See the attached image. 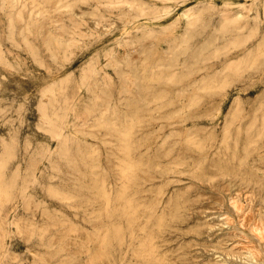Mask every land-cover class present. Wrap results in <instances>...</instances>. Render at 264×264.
I'll use <instances>...</instances> for the list:
<instances>
[{
	"label": "rangeland",
	"instance_id": "374dc122",
	"mask_svg": "<svg viewBox=\"0 0 264 264\" xmlns=\"http://www.w3.org/2000/svg\"><path fill=\"white\" fill-rule=\"evenodd\" d=\"M263 1L0 2V155L10 153L0 159V192L6 194L0 198V264H41L42 255L46 264H94L95 246L82 242L105 221L96 216L93 177L113 197L126 189L142 215L155 220L174 213L162 228L152 226L155 252L166 264H253L217 248L232 228L257 241L238 224L230 203L237 197L245 201L246 191L213 190L190 179L185 141L194 131L219 144L226 118L231 138L240 140L238 156L246 131L255 138L264 120ZM237 2L252 4V19L216 30L227 6ZM182 11L194 13L192 25L184 24ZM51 89L63 92L58 104L43 102ZM40 104L57 127L42 123ZM125 129L133 169L123 180L122 142L115 130ZM260 138L255 143L261 156L250 155L242 165L249 171L254 161L262 169L254 198L264 203V135ZM190 186L208 196L201 203L212 207L210 217L224 214L232 226L190 232L202 216L190 214ZM43 230L50 241L45 246L36 238ZM120 242L114 264H146L132 255L136 243L130 245L127 237Z\"/></svg>",
	"mask_w": 264,
	"mask_h": 264
},
{
	"label": "bare ground",
	"instance_id": "6f19581e",
	"mask_svg": "<svg viewBox=\"0 0 264 264\" xmlns=\"http://www.w3.org/2000/svg\"><path fill=\"white\" fill-rule=\"evenodd\" d=\"M13 1L14 0H0L1 3L7 4L9 2L13 3ZM69 9L73 10L74 8L69 7ZM252 10V4L245 5L241 2L229 4L227 6V13L219 20L216 30H220L221 28L227 26L239 27L243 24H246L248 19L251 18L250 16H252L251 13H254ZM76 14H79V12L76 11ZM181 19L184 21L186 26H189L195 22V15L192 12L182 11ZM88 22L94 27H99V21L95 17H89ZM252 25H254V22ZM120 59L121 58L119 56L117 60ZM0 61L4 62L3 56L1 54ZM114 61L116 62V59H113V62ZM62 96L63 92L60 89H51L46 94L43 102L48 103L49 101H53L54 103L58 104V102L63 100ZM235 109L236 106L233 108V112L230 114L229 120L234 117L236 113ZM37 110L42 117L41 121L44 125H52V127L56 125L58 126L57 122L52 121L51 123L49 120L50 116L46 112L45 104H40L37 107ZM51 116L55 119H58V116L56 115ZM255 122L256 120L253 119V124L251 123L252 126L255 124ZM123 125L125 126L127 123H123ZM230 125H232V122H227L226 118L222 129V138L219 139V144L215 137L208 138L207 136L205 138H198L194 131L187 133L185 146L189 153L185 171L190 179L200 181L209 189L223 191L229 189V187H233L235 194H240L242 190L246 191L247 197L245 196V201L240 200L237 197L236 199L231 198L230 203L234 205L235 210L238 213V224L241 227L247 229L249 232H252L257 238V241L247 238L244 234L232 228L230 231L225 232V234L221 237V240H219L217 243V248L220 250L221 254L226 257L246 260L253 264H264V203L260 199L255 200L254 198V188L257 185H260V182H255V177L263 171H261L262 169L260 168H255V165H253L254 161L249 162V164L252 165V169L249 171H246L245 167L242 165L246 158L250 155L252 156L251 158H259L261 156L260 148L255 142L257 141L256 139L259 140V138L264 135V120L262 121L261 127L255 130V138H251V135L248 134L250 132L249 130L246 131L244 137L245 143L240 156L237 155L238 143L240 140L238 135L234 138H231L229 128ZM251 128L252 127L249 129ZM129 131L130 129L115 130V132L119 135V140L122 142L121 151L124 156V161L123 167L120 170V177L123 180L127 179L130 171L133 169L131 159L129 157V151L132 148L129 142ZM51 134L53 138L58 140L57 135H55L53 131ZM261 140L262 138H260V141ZM248 146H250L249 151L247 150ZM63 149V147H59L57 149L56 153L60 157L63 156ZM46 155L47 154H43L41 157H47ZM87 155L91 160H93L92 154L89 153ZM195 155L197 156L196 158ZM3 157H10L8 150L0 155L1 160ZM89 174L92 175V173ZM90 179V188L96 197L95 201H98L96 216L99 218V220L105 217L104 225L101 229L94 233L83 236L82 242L85 243V245L88 246L90 244L95 246L92 257L93 263L114 264L116 257V252L114 253V246L116 244V247H118V245L121 243L120 241L127 237L130 245L136 243V247L132 250V255L142 258L146 264H166L165 258L159 257L155 252V247L153 246L155 237L153 236L152 228H162L165 225L164 222L166 221V217L171 219L174 216V213L161 215L154 220L148 215H142L135 209L131 203V200L126 195V189L123 188L117 195L113 197L106 193L104 183L102 181L100 182L95 177ZM189 189L192 191L189 198V210L193 211L190 214L191 216H194L195 213H199L200 216L202 215L201 218H196L198 221L196 224L191 226L190 232L197 235L208 234L216 226H232L233 220L227 219L224 214L217 215V217H210L207 211L212 209V207H208L207 205L201 203V201H205L204 199L208 196L194 186H190ZM1 196H6V194L0 192V198ZM198 202H200L199 205H195ZM46 235L47 231L45 230L40 231L38 235H36L38 241L44 246L50 242L47 240ZM56 241L57 240H54L53 243H57ZM217 257L219 258V255ZM47 258L48 257L42 255L39 258L40 263L46 264Z\"/></svg>",
	"mask_w": 264,
	"mask_h": 264
}]
</instances>
